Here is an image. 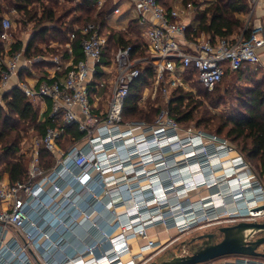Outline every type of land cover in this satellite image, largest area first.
I'll return each mask as SVG.
<instances>
[{
  "label": "built area",
  "instance_id": "2783aa9c",
  "mask_svg": "<svg viewBox=\"0 0 264 264\" xmlns=\"http://www.w3.org/2000/svg\"><path fill=\"white\" fill-rule=\"evenodd\" d=\"M129 1L137 11L138 23L144 27L146 54L132 56L130 45L118 47L113 53L110 64L115 68V76L103 110L98 111L92 101L102 82H96L98 70L101 68L103 73L101 79L104 72L109 71V66L100 63L108 38L98 23L88 22L74 27L68 41L59 45L63 47L62 52L56 50L48 55L36 56L25 55L23 49L8 55L0 52V90L15 77V84L32 103L39 102L44 106L49 100L50 118L59 121L60 125H75L83 133L80 140L63 148L58 143L63 127H47L38 142L39 148L51 155L52 165L43 169L38 151H35L24 180L10 185L0 179V203H4L0 209V264H31L33 260L29 250L34 251L40 264H147L152 258H147V255L153 250L157 254L168 246L153 239L149 229L162 225L166 229L175 228L182 232L212 220L209 219L210 214L216 216L219 211L220 206L211 203V199L210 203L192 206L189 212L186 209L193 203L183 202L180 205L177 201L167 208L168 199L164 202L159 200L161 177L158 167L163 161L160 159L164 158L165 149L168 148L171 155L182 153L186 156L189 144L193 143V147L201 144L202 148L194 149L191 156L200 158L202 155L198 156L199 152H210L203 141L193 142L201 135H188L189 143L184 144L187 137H177L178 134L168 126H157V123L173 121L165 106L159 110L151 133H147L150 127L133 133L144 122L124 121L122 109L130 84L145 65L153 68L155 91L159 88L166 97L175 88H187L184 73H192L201 86L212 90L227 72L245 66L264 68L260 52L264 50V0H250L251 11L259 13L249 37H245L242 31L229 37L215 38L199 30L194 22L195 7L191 2ZM119 11V6L113 10L114 13ZM1 26L0 38L9 42L12 39L10 19L3 16ZM78 36L81 57L76 60L73 41ZM39 62H48L51 73L33 83L19 79L20 68L24 67L33 74V65ZM159 129L163 131L157 133ZM130 138L134 140L130 142ZM216 142L213 154H206L207 158L219 156L225 148L222 141ZM176 146L181 149L174 152ZM147 155L149 157L145 158ZM228 160L233 171L226 175L229 180L227 185L239 187L234 193L237 206L228 216L247 217L237 214L251 210L260 214V207L264 205V183L258 175H249L252 174L250 171L248 175H237L239 167L249 168L241 155L228 157ZM204 163H197V166L207 165ZM206 173L198 177L185 175L181 184L174 183L176 196L182 187L189 191L202 185L215 186L217 177L214 172L211 176ZM233 181L237 183L232 184ZM146 185L149 187L144 189ZM240 196L248 203L238 204ZM77 198L84 200L85 205L80 206ZM100 205L113 213L111 231L101 229L91 218L92 213L100 212ZM180 207L182 213L175 214ZM118 208H122V212H116ZM200 212L204 215H197ZM85 220L101 232L107 245L93 242L78 248L71 244L72 252L68 251L70 242L65 234L74 233L75 228ZM8 231L18 233L20 237L11 236L4 241ZM132 241H141L136 251L131 246ZM148 250L152 251L147 253ZM85 254L88 256L85 257ZM238 256L240 258L235 261L219 257L201 264H264L261 257Z\"/></svg>",
  "mask_w": 264,
  "mask_h": 264
},
{
  "label": "trees",
  "instance_id": "16d2710c",
  "mask_svg": "<svg viewBox=\"0 0 264 264\" xmlns=\"http://www.w3.org/2000/svg\"><path fill=\"white\" fill-rule=\"evenodd\" d=\"M50 1L56 3L59 0H0V33L3 14L8 9H13L18 14V22L21 25L33 22L34 27H37L23 48L24 54L27 56L44 55L38 48L37 39L42 40L48 36L52 41V39H63L66 36V41H68L69 33L74 29V24L83 19L86 20V23L90 21L98 23L102 31L109 30L107 46L102 53L100 63L108 64L117 48L126 45L132 46V56L146 54L144 42L139 35L135 19L129 21L126 33L108 26V21L113 10L120 3L119 1L97 11L94 16L98 0H80L74 6L75 9L72 8L69 11L67 9L65 14L68 15L71 10H78L85 14H83L84 17L79 14L67 22L62 21V17L55 14L53 8L48 5ZM205 1L204 9L199 8V4L195 3L196 1L181 0L179 2L180 4L191 2L195 7L194 22L198 24L200 31L213 38L229 37L242 31L245 37H249L252 27L250 25L243 26L249 7L247 0ZM79 39L78 36L73 41L76 60L81 57ZM2 42L3 40L0 38V52L3 49ZM12 45V51L22 48H19V43ZM17 47L19 49L14 50ZM48 50L56 52V47L50 46ZM153 73V68L150 65H145L140 75L130 84L129 94L122 109L124 121L130 118L133 119L132 122H138L142 118L151 121L152 114H158L161 109L159 106L153 105L148 111H144L138 105L141 92L147 81L153 77ZM230 73H237L238 78L248 80L247 85L237 89L234 93L233 99L238 103L239 108L236 112H230L227 115L215 113L213 118L206 119L199 124L205 123L203 126L207 129L204 132L205 137H214L217 141L229 140L246 162H254L260 168H264V68L257 67L255 69L245 66ZM102 74L100 68L95 76L96 82L100 80ZM222 81L212 90H207L196 80L197 85L204 90L203 99L200 100L194 98L192 91L180 87L173 89L164 105L168 109L169 116L176 123L191 122L196 118L194 112L198 111L197 109L203 101H208L213 107L217 106L222 101L220 94ZM2 101L4 106L0 104V178L3 174H7L10 185L27 177L24 154L20 152L21 132L24 130V124L36 123V129L41 137L47 127L62 126L63 131L58 143L63 148L83 137V133L77 130L75 125H60L59 121L50 118L49 108L41 119L31 100L24 95L17 85L10 87L3 93ZM38 157L43 169H48L53 163L51 155L43 148L38 149Z\"/></svg>",
  "mask_w": 264,
  "mask_h": 264
},
{
  "label": "rangeland",
  "instance_id": "374dc122",
  "mask_svg": "<svg viewBox=\"0 0 264 264\" xmlns=\"http://www.w3.org/2000/svg\"><path fill=\"white\" fill-rule=\"evenodd\" d=\"M80 0H59L56 3H53L52 1H50L48 3V5L50 7L53 8V10L55 11V14L57 16H61V20L63 21H69L71 20L73 17H77L79 14L81 16L84 17V13L78 11V10H71L70 13L68 15L65 14V10L68 9V11L70 9H75L74 6L79 2ZM120 2L118 5L120 7L121 13L120 14H112L109 21H108V26L111 28H114L116 30H121V32L126 33V31L128 30V27L126 26L129 22V20L134 19L137 17V11L132 7L131 2L129 0H98L97 1V5L95 7V12H94V16L95 13L99 10L104 9L106 6L114 4L116 2ZM181 0H168V2H170L171 4L174 3H179ZM190 1H196V4H199V8L204 9V7L206 6L205 4V0H190ZM248 4V12L246 13L245 16V20H244V27L246 26H253L255 20L257 19V15H258V11L252 12L251 11V5H250V0H247ZM84 14V15H83ZM4 16L8 17L11 21V28L9 30V33L12 34L13 39L15 40V43H19L18 46H20L19 48L22 47L23 42L28 39V37H30L33 32L37 29V27H34V23L33 22H27L25 25H21L18 22V14L13 10V9H8L7 12L4 14ZM93 16V17H94ZM82 17V18H83ZM90 22H94V21H90ZM86 23V20L84 21L83 19L79 22H76L74 25V27H76V25H81ZM126 27V29L124 30L123 28ZM114 30V31H116ZM105 33H108V29L104 30ZM241 32L235 33V34H239ZM234 34V35H235ZM51 39L46 36L44 39L40 40L37 39L36 43L39 45L38 48L41 50V53H43L44 55H48L51 51L48 50V47H50L52 44H61L64 45L66 39V36H64L63 39L58 38L56 40L50 41ZM14 48V50L19 49ZM20 50V49H19ZM48 51V52H47ZM111 61V60H110ZM110 72V71H109ZM186 78V89L187 91H192L194 98L197 100L203 99V89L197 85L196 83V79L193 76L192 73H184L183 74ZM115 76V68L112 67V70L109 74H107L104 78V80L100 83L99 86V92L97 94V97H101L102 94L104 93V89L106 87L105 83H109L111 80H113ZM261 77V76H258ZM100 81V80H99ZM98 81V82H99ZM163 83L166 82V78L162 81ZM161 82V85L163 84ZM248 82V80H244V79H240L238 78V74L237 73H230L227 72L225 74V77L222 81V84L220 86V94L222 95V101L215 107L211 106L209 104L208 101H203L202 104L198 107V111L194 112L195 115V119L192 120L191 122H183V123H176L174 120L172 122H164L163 123H157V126L159 127H170L175 133L178 134L177 137L179 138H183V137H187L188 135H201V138H194L193 142L195 143H199L200 141H203V143H205L208 147H209V151L208 154H213V145L217 144L216 140L214 139V137H208L204 135V132L207 131V129L203 128V126H205L204 124H199V122H203L206 121V119H210L213 118L215 115V113L217 114H223V115H227L230 112H236V110L239 108L238 103L233 99L234 97V93L236 92L237 89H241L243 88V86L247 85L246 83ZM201 85V84H200ZM201 97V98H200ZM169 99V96H164L159 88H157V91H155V82H154V78L152 77L151 79H149L147 81V83L145 84L142 92H141V98L138 102V105L140 108L144 109V111H148V109L151 106H159V107H164L166 101ZM1 105L4 106V102L2 101ZM34 108L37 110L38 116H40V112H41V108L39 105V102H34L33 103ZM41 119H43V116L40 117ZM156 118H157V113L152 114V120L151 121H147L146 119H141L139 121H143L144 125L139 128L136 129L133 133H138L142 130H145L146 127H150L148 128V134L149 132L151 133V128L154 127L156 125ZM133 121V119H127L126 121ZM212 121V120H211ZM163 124V125H161ZM41 135L38 133L37 129H36V123H29V124H24V130L23 132H21V140H20V152L24 154V159H25V163L28 166L29 165V161L32 157V155L34 154L35 151H38L39 149V139H40ZM202 138L204 140H202ZM187 139V138H186ZM224 143V149L221 152V154L219 156L216 157H210L206 155V151H203L204 154H202V157L198 158V157H191L188 155V158L183 155L182 153H176L175 158L173 160V162H167L168 157H170V152H165L164 153V161L165 163L168 164V166L171 168H174L173 170H168L166 171V166L164 164H161L162 166L160 167V170L162 171H166L163 172L162 175H177L180 176L179 179H183V177L185 175H200L201 171L202 173H206V175H210L211 176V172H214V175L217 177L216 180L214 182H216V184L221 181V180H227V182H229V180L226 178V175H228L229 171L232 172L233 168L230 166V162L228 160V157H235L238 154L240 155V153L234 148V145L229 141V140H225L222 141ZM230 142V143H229ZM212 150V151H211ZM206 157V158H204ZM219 157V158H218ZM202 158H204L203 160H201ZM197 160V162L192 163V160ZM209 159V160H208ZM205 162L207 163V165H202L201 167H203V170H197V167L195 165H197V163H201V162ZM208 161L210 162V165L208 163ZM191 163V164H189ZM248 164V169L245 166L239 167V170L237 171L238 174L237 175H248L249 171L252 174L249 175H258L260 181L262 183H264V168H260L258 165H256L254 162H247ZM211 166H213L212 168H215L217 166H219L218 169L216 170H211ZM221 167H223L221 169ZM171 168V169H172ZM207 168H209L207 170ZM250 169V170H249ZM218 170V171H217ZM167 172L169 174H167ZM185 179V177H184ZM223 180V181H224ZM183 181L180 180L178 183L181 184ZM225 182V181H224ZM215 184V185H216ZM185 185V184H183ZM224 185H221V189H223ZM228 187V185H227ZM231 187V186H230ZM234 188V187H231ZM228 191V189H226V186L224 188V191ZM239 190V189H237ZM223 191V192H224ZM229 192V191H228ZM181 194V195H180ZM179 195L178 198V202L179 204H183V202H188V203H202L203 200L206 199H213L214 195L213 192L211 191V187H208V185H202L199 186L198 188L194 189V190H189L187 191V188L182 187L181 189H178V194ZM227 197L223 198V201H219L218 203L220 204V206H222L223 208H221L222 210H219L217 215L215 216V218H213L210 221H203L199 224L194 225L192 228L179 232L178 230H176L175 228L171 229L168 228L166 229L165 227H163L162 225H158L155 226V228L157 229L156 231H153L152 234V238L156 239L159 241V243H164V244H168V246L160 251L159 253L155 254L157 251L153 250V252L149 255H147L149 257H152L149 262L151 261H155V262H160L169 258H172L174 256H178V255H184V254H190L192 253L199 244H201L200 241H192L193 238L197 237L198 235L201 234H205V233H215V238L217 241L221 240L222 238V234L218 231V228L221 226H225V225H233L235 223H238L240 221H257V222H261L264 221V205H261V211L259 215L257 216H247V217H229L228 215L231 214L233 209H230V206L232 205L231 201L228 200ZM172 202L176 203L175 199L172 198ZM213 204H217L216 202H211ZM236 203H234L235 205ZM225 207H224V206ZM225 215V216H224ZM220 216V217H219ZM224 216V217H221ZM155 235V237L153 236ZM257 235L262 236L264 235V232L262 231H258L255 233L256 237ZM200 240V239H199ZM216 241V242H217ZM134 249V248H133ZM260 251H264V245H261L259 247ZM134 251H136V249H134ZM152 250H148L146 251L147 253H149ZM223 258L225 260H229V261H235L236 259L240 258V256L238 255H227L224 257H220ZM148 262V263H149Z\"/></svg>",
  "mask_w": 264,
  "mask_h": 264
},
{
  "label": "crops",
  "instance_id": "0c3cea01",
  "mask_svg": "<svg viewBox=\"0 0 264 264\" xmlns=\"http://www.w3.org/2000/svg\"><path fill=\"white\" fill-rule=\"evenodd\" d=\"M120 13H121V10L118 13L113 12L112 14H120ZM4 14H3V16H4ZM134 19L136 20L137 28L139 30V35L142 38V41L144 42L145 41V37L143 35L144 27L138 23L137 17ZM126 26L128 27V24ZM123 29L125 30L126 27H124ZM10 35H11L12 39L9 42H5V41L2 42L3 49L1 51L2 52L4 51L5 55L11 54L13 52L12 51V48H13L12 44L15 43V40L13 39V36L11 33H10ZM31 36L28 37V39H26L23 42L21 49H23L27 45ZM55 47H56V50H59L60 52L63 51V47H60L59 45H57ZM79 51H80V49H79ZM260 52H261V63L264 64V50H260ZM74 56H75V53H74ZM101 64H104V63H101ZM104 65L109 66V71L111 72L112 66H111L110 62L108 64H104ZM49 67H50V64L48 62H39L36 65H33V68H32L33 74H31V72L29 70H26L23 67V68L19 69L18 77L21 80H26L29 83H33L37 78H40V77H42L48 73H51L49 71ZM109 71L104 72L105 75L103 76L102 79L100 78V81L104 80L105 76L110 73ZM100 81L97 83H100ZM15 83H16V78L14 77V78L10 79L7 86L3 90H0V104L2 103L3 93L7 89H9L10 87L16 85ZM111 83H112V80L109 83H105L106 87H105L104 93L102 94L101 97H97V94L99 92V88H98L95 98L92 99L94 104L97 105L98 111L103 110L106 107L105 101H106L107 95L109 94ZM39 105H40L41 111H42V107H44V110L46 111L49 108L50 103H49V100H46V102L44 103V106L41 103H39ZM45 111L40 112V117H42V116L44 117ZM0 179L5 183L9 182L7 174H3ZM214 190H215V188L211 189V191H214ZM105 200H106V198L103 199V201H105ZM77 202L79 203L80 206L85 205V201L82 199L77 198ZM3 206H4V203H0V209L3 208ZM99 208H100V212L99 213H92L91 218L97 222V224L99 225V227L101 229L111 231L112 228L110 227V223L113 221V213L111 214V213L107 212L106 210H104L102 205H100ZM116 212H122V208H118ZM123 217L124 216H122V218ZM171 229H173V228H171ZM156 230L157 229L154 227V228L149 229L148 232L152 236L151 233L153 231H156ZM11 236L12 237L16 236L18 238L20 237L18 233H15L14 231H8L5 235L4 241H6ZM153 236L155 237V235H153ZM65 238L67 241L70 242V245L68 247V251H71V252L73 249L71 247V244L74 245L75 247H78V248L84 247L86 244H90L93 242H101V243H103V244L105 243L107 245V243L104 242V237L102 236L101 232L99 230L91 227V224L89 221H84V223L82 225L77 226L74 230V233L67 232L65 234ZM138 244H141V241H132L131 242V246L134 249H137ZM29 253L32 256V260H33L31 264H40L37 256L34 253V251L29 250Z\"/></svg>",
  "mask_w": 264,
  "mask_h": 264
},
{
  "label": "water",
  "instance_id": "95a60500",
  "mask_svg": "<svg viewBox=\"0 0 264 264\" xmlns=\"http://www.w3.org/2000/svg\"><path fill=\"white\" fill-rule=\"evenodd\" d=\"M222 234L221 240L212 242L215 233H205L193 238L192 241L203 239L192 253L174 256L172 258L147 264H201L227 255H246L264 258V251L258 248L264 245V235L253 240L250 238L258 232H264V221H240L233 225L218 228Z\"/></svg>",
  "mask_w": 264,
  "mask_h": 264
},
{
  "label": "bare ground",
  "instance_id": "6f19581e",
  "mask_svg": "<svg viewBox=\"0 0 264 264\" xmlns=\"http://www.w3.org/2000/svg\"><path fill=\"white\" fill-rule=\"evenodd\" d=\"M163 130L162 129H159V130H157V133H161ZM148 139H152V138H148ZM134 140V138H130L129 139V141L131 142V141H133ZM188 140V137H187V139L185 138V140L184 141H187ZM189 142L187 141V142H184V144H188ZM161 144V143H160ZM176 144H174V146H175ZM189 145H192V146H189ZM188 145V147L186 148V150H185V152L187 151V156L189 155L190 157L191 156H193V154H194V149L196 150L197 148L200 150L202 147V145L201 144H199V145H197V146H194L193 147V143H191V144H189ZM201 147V148H200ZM181 148L179 147V146H176L175 148H174V152H176V151H179ZM166 150V152H170V150L168 149V148H166L165 149ZM212 151V150H211ZM214 152V151H213ZM212 152V153H213ZM202 154H204V152H199L197 155L198 156H201ZM206 154H208V152L206 151ZM148 158L149 157V155H147V156H145V158ZM212 157H215V156H212ZM174 158H175V155L173 154V155H171L170 157H168V160H167V162H169L170 160V162H173V160H174ZM160 160H163L162 162H160V165H159V167H158V170H160V167L162 166L161 164H164L165 166H166V171H168V170H173L174 168H169V166H168V164L167 163H165V159L164 158H162V159H160ZM193 162L192 163H195V162H197V160L195 159V160H192ZM189 164H191V163H189ZM209 165H210V162H209ZM213 166H211V170H216V169H218L219 168V166H217V167H215V168H212ZM209 168H207V170H208ZM166 171H162V170H160L159 171V175H160V177H161V179H160V186H158V192H159V195H160V197H159V200L160 201H163L164 202V200H167L168 199V201H167V204L165 205L167 208H169V206L171 205V204H176V203H173L172 202V198H174L175 199V201L177 202L178 201V199H177V197L179 196H176V189L175 188H173V186L175 185L174 183H177V184H179L178 182L181 180V179H179V177L180 176H175V175H162L163 174V172H165L166 173ZM167 174H169L168 172H167ZM195 176H199V175H196V174H194ZM207 179H209V177H206ZM224 180V179H223ZM221 180V181H219L215 186H213L211 189H213V188H215V190L214 191H212L213 192V195H214V198L213 199H211V200H213V202H216L217 204V206H220V204L218 203L219 201H223V198L224 197H227L228 198V200H230L231 201V203H232V205L230 206V209H234V207H236L237 205L235 204L234 205V203H235V199H236V197L237 196H234V193H236L237 191V189L239 188V187H234V188H231L229 185H228V187H227V184H228V182H227V180ZM192 182H190V184H191ZM237 183V181H233L232 182V184H236ZM221 185H224L223 186V189H221ZM225 186H226V189H228V191L226 190V191H224V188H225ZM149 186L148 185H146V186H144V189H146V188H148ZM194 190V189H193ZM224 191V192H223ZM181 195V194H180ZM226 198V199H227ZM210 199H206V200H204L202 203H210L209 201H211ZM247 201V203H248V200L246 199V198H244L243 196H240L239 197V201H238V204L240 203V204H242V203H245ZM250 202L252 201V199L251 200H249ZM117 202H119V200H117ZM129 204L131 205L132 204V202H129ZM200 203L199 202H195V203H193V205L191 204V206H188L187 207V209H186V211L187 212H189V211H192V206H195V205H199ZM224 206V205H223ZM225 207V206H224ZM221 208H223L222 206H220L219 208H218V210H222ZM251 209H254V208H251ZM182 210H181V207L180 208H178L177 210H175V214H180V213H182L181 212ZM257 210H251V212L250 211H248V213L246 212V213H244V214H237L238 216H253V215H258L259 213L258 212H256ZM231 212H233V210L231 211ZM197 215H204V213L203 212H200L199 214H197ZM225 216V215H224ZM224 216H221V217H224ZM220 217V216H219ZM213 218H215V215H213V214H210V217H209V219H213ZM85 221H87V220H85ZM80 225H82V224H80ZM88 255L87 254H85V257H87Z\"/></svg>",
  "mask_w": 264,
  "mask_h": 264
},
{
  "label": "flooded vegetation",
  "instance_id": "af4514ba",
  "mask_svg": "<svg viewBox=\"0 0 264 264\" xmlns=\"http://www.w3.org/2000/svg\"><path fill=\"white\" fill-rule=\"evenodd\" d=\"M254 236H255V234H254L253 237L250 238V239L253 240V239L259 237V235H257L256 237H254ZM202 240H203V239H200V240H197V241H200V242L202 243ZM211 241H212V242H216L217 240H216V238L214 237ZM199 245H201V244H199ZM199 245H198V246H199ZM258 250H259V248H258ZM259 251H260V250H259Z\"/></svg>",
  "mask_w": 264,
  "mask_h": 264
}]
</instances>
